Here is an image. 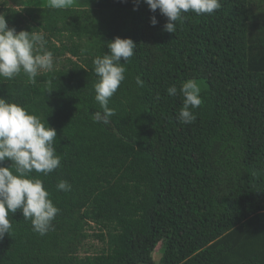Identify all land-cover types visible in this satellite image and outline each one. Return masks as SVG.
Instances as JSON below:
<instances>
[{
    "label": "trees",
    "instance_id": "obj_1",
    "mask_svg": "<svg viewBox=\"0 0 264 264\" xmlns=\"http://www.w3.org/2000/svg\"><path fill=\"white\" fill-rule=\"evenodd\" d=\"M219 2L168 33L143 0H0L9 27L41 33L54 61L35 83L23 71L0 78V98L55 128L61 159L28 177L59 209L52 228L40 235L9 213L0 264H264V0ZM116 37L136 49L103 125L93 60ZM189 80L202 103L185 124ZM62 180L71 191L57 189ZM90 237L103 245L95 255L84 254Z\"/></svg>",
    "mask_w": 264,
    "mask_h": 264
},
{
    "label": "clouds",
    "instance_id": "obj_2",
    "mask_svg": "<svg viewBox=\"0 0 264 264\" xmlns=\"http://www.w3.org/2000/svg\"><path fill=\"white\" fill-rule=\"evenodd\" d=\"M153 13H159L167 19L164 31L174 33L176 21L184 13L211 15L221 7L219 0H143ZM54 9H65L73 0H48ZM135 10V8H134ZM155 16L151 25L155 26ZM46 40L41 33L10 28L5 16L0 14V78L12 79L23 71L30 81L36 82L41 70L51 71L54 67L53 54L45 48ZM108 51L93 60L94 73L98 77L94 84L95 100L101 111L92 114L94 122L108 125L115 110L110 108L109 100L125 79L124 65L134 55L136 44L130 38L116 37L107 43ZM123 61V62H122ZM138 86L143 82L137 78ZM183 95L182 107L177 120L191 124L196 116L191 109L198 108L202 100L200 88L194 80L186 81L180 88ZM169 96L177 94L175 86L167 89ZM156 99H160L157 94ZM16 104L0 98V164L10 161V167H0V239L12 225L9 213L20 210L26 220H31L33 230L40 235L52 228L59 209L54 206L43 181L28 178L31 173H42L47 176L58 167L61 159L54 147L57 137L56 129ZM15 168V174L12 168ZM60 191H71L67 181L57 184Z\"/></svg>",
    "mask_w": 264,
    "mask_h": 264
},
{
    "label": "rangeland",
    "instance_id": "obj_3",
    "mask_svg": "<svg viewBox=\"0 0 264 264\" xmlns=\"http://www.w3.org/2000/svg\"><path fill=\"white\" fill-rule=\"evenodd\" d=\"M41 71H43V70H41ZM94 233H97V231H93V230L89 231L90 235H93ZM102 248H103V245L98 240L90 237V239H88L86 241L84 254L95 255L96 251L100 250ZM157 256H158V254L156 253L155 256H154L155 261H156L155 263H157V260H158Z\"/></svg>",
    "mask_w": 264,
    "mask_h": 264
}]
</instances>
